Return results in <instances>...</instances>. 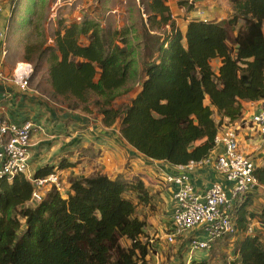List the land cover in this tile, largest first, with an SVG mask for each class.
Returning a JSON list of instances; mask_svg holds the SVG:
<instances>
[{"label": "trees", "instance_id": "obj_1", "mask_svg": "<svg viewBox=\"0 0 264 264\" xmlns=\"http://www.w3.org/2000/svg\"><path fill=\"white\" fill-rule=\"evenodd\" d=\"M43 1L12 0L10 25L17 22L29 31ZM146 1L151 29L140 42L150 48L143 54L141 80L130 38L137 37L136 27L111 30L90 18L59 20L53 45L39 51L35 73L46 64L56 98L74 110L96 108L104 127L119 124L123 139L147 158L198 164L215 150L222 127L243 122L245 103L264 101V0H228L232 11L226 22L192 17L184 32L168 0ZM22 5L27 15L20 20L15 13ZM162 29L165 35L156 36ZM25 52L24 63L32 65L35 46L27 44ZM133 92L127 103H117ZM255 160L254 175L264 189V156L261 163ZM77 166L63 159L34 176ZM155 185L145 175L97 173L73 179L64 193L51 187L41 202L31 203L34 187L26 175L2 180L0 264H152L145 210L161 203L164 191ZM257 189L241 194L230 213L238 230L237 264H264L262 235L247 234L250 223H264Z\"/></svg>", "mask_w": 264, "mask_h": 264}, {"label": "crops", "instance_id": "obj_2", "mask_svg": "<svg viewBox=\"0 0 264 264\" xmlns=\"http://www.w3.org/2000/svg\"><path fill=\"white\" fill-rule=\"evenodd\" d=\"M9 1L12 2V0H0V4L4 3L6 6ZM169 5L171 6L170 2ZM13 8V4H10V12L9 9L2 10L0 8V33L8 26L10 28ZM186 9L185 5L171 6L173 18L183 32L189 19V17L185 19L183 11ZM199 12H204V10L191 11V18L198 17ZM204 14L208 19L210 12L207 15L206 12ZM183 25L184 28H182ZM0 63L10 75L18 65V62L8 61V56L5 59L2 57L1 39ZM214 64L217 65L218 70L221 62L217 60L213 62ZM138 69L142 71L143 65L139 64ZM50 90L49 93L52 92L51 88ZM49 93L45 94L39 91L31 86L30 82L27 90H20L10 81L0 82V105L4 109L5 118L16 124L31 121L39 128L31 139L30 173L35 175L39 169L48 164L58 166L65 159L73 163L78 162L76 168L58 169L65 180L68 176L82 177L84 173L89 174L92 171L93 174L97 171L110 176L120 174L126 178L145 175L153 179L156 182L154 188L164 191L161 195L163 201L153 209L145 210L147 212L145 218L149 222L147 233L153 247L150 261L152 264H179L182 261H187L189 242L192 237L204 236L198 230L180 236L174 244L167 242L166 235L174 227V194L177 186L168 184L166 176L185 177L198 192H203L213 184H220L230 191L233 188V183L217 171L213 161L199 165L174 166L166 161L149 159L123 139L119 124L116 127L106 128L102 125L101 115L96 116L93 112L82 113L81 110L71 109L61 99L50 97ZM244 106L243 121L251 119L255 110L264 106V101L245 103ZM238 141L241 148L256 158L258 163L263 161L264 134L247 123H243L241 130H238ZM220 152H222L221 148L215 149L210 156L211 159L214 160ZM81 153L85 156L83 157ZM127 163L130 164L129 168L126 166ZM145 182L147 185L149 184L147 180ZM255 195L264 201L263 188H258ZM257 232L262 235L264 241V223L259 224ZM218 242L220 241L218 240L216 244L212 245V250L196 254L194 261L206 262V264L210 262L213 250L220 246Z\"/></svg>", "mask_w": 264, "mask_h": 264}, {"label": "built area", "instance_id": "obj_3", "mask_svg": "<svg viewBox=\"0 0 264 264\" xmlns=\"http://www.w3.org/2000/svg\"><path fill=\"white\" fill-rule=\"evenodd\" d=\"M198 17L208 21L204 12H199ZM9 32L8 26L0 33L4 59L8 56ZM33 72V66L23 62L19 63L10 75L0 63V82L10 81L20 90H27ZM249 121L251 125H248L264 134V106L257 110ZM243 122L222 127L215 140V149L221 148L222 152L214 160L209 157L198 164L192 163L199 165L213 161L217 171L233 183L230 191L220 184H213L203 192H198L185 177L172 176L166 180L168 184L177 186L174 194V227L166 235L167 242L174 244L180 236L197 230H201L204 236L196 235L189 242V258L186 264H193L194 256L210 250L216 240L236 236L238 230L230 215L233 206L241 194L260 187L254 175L256 160L241 148L238 141V130H241ZM37 129L39 128L31 121L23 124L8 121L0 105V182L4 179L12 181L17 175H26L34 187L31 203L41 202L44 192L51 187H56L61 193L65 192L60 172H54L44 178H36L30 173L31 139ZM259 224L257 222L249 227L247 234L252 235ZM222 264H237V255L230 254Z\"/></svg>", "mask_w": 264, "mask_h": 264}, {"label": "rangeland", "instance_id": "obj_4", "mask_svg": "<svg viewBox=\"0 0 264 264\" xmlns=\"http://www.w3.org/2000/svg\"><path fill=\"white\" fill-rule=\"evenodd\" d=\"M24 2L26 4L28 0H24ZM169 2L171 3V6L175 4L186 6L187 9L183 11L186 16L185 19H187V17L191 18V11L193 12L199 9V10H204V12H206V15L208 12H210V16L208 15L209 18L207 19L208 21L211 20V21L223 23L228 20L232 11L228 0H168L167 4L171 9ZM146 3H147L146 0H44L43 3L40 5V7L36 9L38 17L34 18L33 26L28 29L29 31H27L30 32L31 37L28 35L27 32L25 33V31H23L18 27L19 24L17 22L13 26L12 24L10 25V32H9L10 34L8 37V47H7L8 61H11L12 63L18 62V64L19 62L20 63L25 62L24 61V57L26 53L25 46L27 44H31V46H35V52L33 53L34 63L32 62L34 74L30 80V84L31 86H33L36 89H39V91L45 94L49 93V91H51L50 90L51 86L49 82L48 66L46 64H41V66H39L38 71L35 73L36 66L40 65L39 51L41 47L46 48L47 46L53 45L55 31L57 29L59 20L66 19L69 22L72 21L82 22L84 19L90 18L100 23L104 28L107 27L111 30L124 29V28L130 29L131 27L135 26L137 31V35H136L137 37H135L134 35L135 33H132L130 34V38L132 44L137 46L136 48L138 55L137 63L139 67V64L142 65L144 64L143 63V57H145L144 52L145 49L149 47L148 45L149 43L148 44L142 43L143 41L145 42V40L143 39L144 33H146V30H148V28L149 30L151 29V25L147 23L148 15L145 13ZM10 4H12V2L10 1L8 4H6V6L4 3H2L0 4V8H2V10L9 9L10 12ZM191 5H193L191 7L192 10L189 11ZM15 15H17V18H19L18 16H21L20 18H23L25 15H27L25 11V7L23 8V5L21 7H18ZM177 25L178 27H180L178 23ZM182 28H184V25L182 26ZM165 32L166 30L162 29L157 32L156 36L157 35L164 36ZM141 40L142 42H140ZM213 66L214 69L217 70V65L214 64ZM138 72H139L138 73L139 80H141L143 70L141 71L139 69ZM136 88H138V86ZM135 94H137V92H133L127 98L125 97L119 99L117 103L120 104L127 103L128 100L130 98H133ZM49 96L55 97L53 90L52 92L49 93ZM94 102L95 101L93 97L92 104ZM92 111L93 114H96V116L100 115L96 108H93ZM256 111L257 110H255V112ZM81 112L84 113L83 110H81ZM243 118L242 121L244 120ZM216 119L218 120V117H216ZM249 120L250 119L245 120V123L251 125ZM82 156L84 157L85 154H83ZM126 166L129 168L130 164L127 163ZM83 169L84 167L81 170L83 171ZM97 173H98L97 171L94 174L93 171L92 173L89 174L84 173V176H82V178L90 177ZM168 177H172V176L167 175L166 180ZM78 178L80 177L68 176L65 180L64 177L62 176L65 190L68 191L71 181L73 179H78ZM256 223L257 222L250 223L249 227L256 225ZM256 231H254L252 235L256 234L255 233ZM236 240H237L236 237L219 240L220 242H218V244H220L219 247L221 248L217 247V249L213 250L212 252L213 257L211 261L208 262L207 264L223 263L224 260L230 254L235 252V248L237 245Z\"/></svg>", "mask_w": 264, "mask_h": 264}]
</instances>
